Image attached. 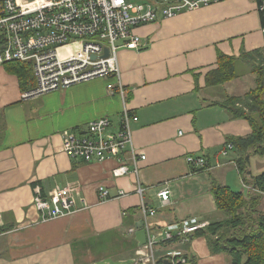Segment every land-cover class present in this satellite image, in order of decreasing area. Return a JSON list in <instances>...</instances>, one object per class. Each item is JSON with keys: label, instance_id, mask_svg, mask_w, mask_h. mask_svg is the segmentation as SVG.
<instances>
[{"label": "crops", "instance_id": "crops-1", "mask_svg": "<svg viewBox=\"0 0 264 264\" xmlns=\"http://www.w3.org/2000/svg\"><path fill=\"white\" fill-rule=\"evenodd\" d=\"M134 31L141 46L121 48L118 63L127 106L138 116L132 131L137 152L145 155L138 160L139 180L145 203L155 208L148 218L151 228L159 233L182 219L222 218L210 182L240 180L238 152L232 148L222 155L220 150L227 136L247 135L250 128L212 103L244 94L255 85V74L239 63L238 76L223 84L206 86L205 75L216 68L218 51L237 56L242 49L264 47L256 1L221 0ZM243 81L247 86L241 88ZM108 83L116 85L117 79L96 77L24 98L17 76L0 65V223L5 229L0 264H140L135 255V224L141 220L135 176L114 177L116 159L83 162L63 150L64 129H83L102 116L119 123L122 99ZM187 155L203 157L205 167L197 169ZM249 159L252 172L254 156ZM57 184L74 187L77 207H86L40 221L32 188L39 185L49 195ZM165 185L170 196L162 203L157 191ZM100 187L108 190L109 199L99 197ZM120 189L126 195L115 198ZM161 241L154 246L158 259L173 249L188 258L181 264H230L226 253L212 252L204 236Z\"/></svg>", "mask_w": 264, "mask_h": 264}, {"label": "built area", "instance_id": "built-area-1", "mask_svg": "<svg viewBox=\"0 0 264 264\" xmlns=\"http://www.w3.org/2000/svg\"><path fill=\"white\" fill-rule=\"evenodd\" d=\"M218 1L221 0H0V65L11 60L26 62L31 65L35 79V85L22 91V97L65 89L96 77L117 79L116 85L108 83L107 87L122 99L119 123L114 125L109 117L102 116L87 122L83 129H64L61 135L63 150L70 159L101 162L113 158L118 162L112 170L114 177L129 173L135 176L134 191L140 197V219L146 232L145 243L135 250L140 264H158L159 259L154 255L158 241L170 240L176 235L187 239L188 234L204 227L208 221L182 219L161 228L159 233L151 228L148 218L155 213V208L145 203V187L139 180L138 160L145 159V155L137 152L132 131V123L138 116L127 106L118 52L120 48L141 46V37L134 31L138 25ZM117 40L122 44L117 45ZM232 148V143H225L220 153L226 155ZM186 161L197 169L205 166L201 156L187 155ZM32 191L31 202L40 221L86 207L84 203L77 207L74 187L69 185L57 184L49 195H44L39 185H34ZM126 192L120 189L115 198ZM98 195L102 200L110 198L104 187L99 188ZM157 196L166 203L170 190L165 185L157 191ZM164 259L171 264L187 261L173 249L166 251Z\"/></svg>", "mask_w": 264, "mask_h": 264}, {"label": "trees", "instance_id": "trees-1", "mask_svg": "<svg viewBox=\"0 0 264 264\" xmlns=\"http://www.w3.org/2000/svg\"><path fill=\"white\" fill-rule=\"evenodd\" d=\"M255 1L264 28V0ZM239 63L248 65L250 72L255 74V85L242 95H227L222 101L212 104L223 107L230 118L242 119L249 125L247 135L227 136L225 142L232 143L233 150L239 154L236 166L246 190L233 189L212 179L209 190L223 216L208 221L204 227L187 236H204L212 252L226 253L230 264H264V171L254 174L249 170L250 156L264 155V47L249 51L242 49L237 56L218 51L216 68L206 73L205 85L216 86L235 79L239 74ZM2 65L17 76L21 90L35 85L30 64L11 60ZM4 230L0 226V236ZM179 239L181 237L176 235L164 242ZM168 262L164 258L158 260V264Z\"/></svg>", "mask_w": 264, "mask_h": 264}, {"label": "rangeland", "instance_id": "rangeland-1", "mask_svg": "<svg viewBox=\"0 0 264 264\" xmlns=\"http://www.w3.org/2000/svg\"><path fill=\"white\" fill-rule=\"evenodd\" d=\"M136 1L145 2L146 0H136ZM116 43H117V45H120V44H122V41L121 40H117ZM246 86H247V84L244 81L239 84V87H241V88H244ZM252 156H254V161H255L253 167H251L252 172L260 173V172L264 171V155L260 156V155L254 154ZM228 185L231 186L233 189L246 190V188L244 186H242L241 178L239 180L236 177V182L235 183H229Z\"/></svg>", "mask_w": 264, "mask_h": 264}, {"label": "water", "instance_id": "water-1", "mask_svg": "<svg viewBox=\"0 0 264 264\" xmlns=\"http://www.w3.org/2000/svg\"><path fill=\"white\" fill-rule=\"evenodd\" d=\"M107 48L104 50V55L107 54ZM135 227L137 228V231L135 232V239L138 243V245H142L146 241V232L142 228V220H138L135 224Z\"/></svg>", "mask_w": 264, "mask_h": 264}]
</instances>
